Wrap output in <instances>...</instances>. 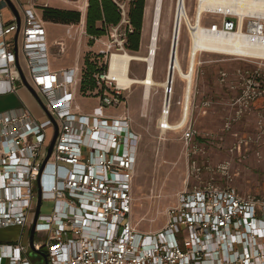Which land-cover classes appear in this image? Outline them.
<instances>
[{"label": "built area", "instance_id": "2783aa9c", "mask_svg": "<svg viewBox=\"0 0 264 264\" xmlns=\"http://www.w3.org/2000/svg\"><path fill=\"white\" fill-rule=\"evenodd\" d=\"M66 1L82 2V23L89 0ZM250 1L264 5V0ZM114 2L122 17L110 27L112 41L103 51L107 68L95 74L103 88L101 108L128 105L132 89L108 75L109 57L125 50L126 33L132 30L126 1ZM199 4L197 0L196 9ZM49 6L44 0H0V95L17 93L21 83L33 89L45 110L36 116L22 102L0 112V228L17 225L23 232L28 229L30 238L35 224L32 243H23V233L0 243V264H37L31 254L40 257L38 264H264V197L230 185L186 184L167 208L162 228L137 227L133 190L141 135L128 112L109 116L83 113L74 106L81 68L51 67L52 46L61 55L66 43L58 40L51 46L47 41L42 11ZM205 14H220L222 19L205 25ZM192 22L196 24L195 17ZM201 22L209 32L264 38V9L242 14L204 9L197 26ZM230 57L254 60L258 66L252 76L259 85L264 83V58ZM173 95L172 82L164 87L165 118L158 119L157 127L163 133L182 131L187 154L197 153L198 131L190 119L183 126L172 125ZM192 99L191 92L190 104L184 95L178 101L180 117L192 109ZM230 167L225 161L217 169L226 175ZM192 173L199 178L200 168Z\"/></svg>", "mask_w": 264, "mask_h": 264}, {"label": "rangeland", "instance_id": "374dc122", "mask_svg": "<svg viewBox=\"0 0 264 264\" xmlns=\"http://www.w3.org/2000/svg\"><path fill=\"white\" fill-rule=\"evenodd\" d=\"M52 7L82 10V2L68 3L66 0H44ZM126 7L128 8V2ZM177 0H165L160 32L159 50L155 78L164 80L171 36L175 22ZM197 0H186L188 13L195 17ZM154 0H146L144 28L137 52L146 55L150 43ZM8 12V9H6ZM84 20L75 24L45 22L47 41L51 45L57 40L66 42V50L59 55L52 47L51 61L57 70L81 65L86 57L102 54L100 63L108 57L103 53L112 41L111 29L101 37L92 38L86 31ZM220 14H205L203 24L220 22ZM191 44L190 32L182 24L179 42L180 62L186 71ZM113 51V52H123ZM22 60V58H21ZM23 62V61H22ZM252 59H235L230 55L200 52L195 66L192 88V109L189 119L198 131L197 153L187 154L182 131L161 132L158 119L164 99V88L152 91L149 110L142 112L144 89L133 85L127 92L128 105L104 106L100 98L76 94L74 106L83 113H98L120 116L129 113L134 129L141 135L134 183L133 219L140 230L151 231L162 228L167 219V208L176 203L177 193L186 184L213 182L235 187L243 194L264 197V83L259 85L252 76L257 68ZM146 63L133 62L132 76L143 77ZM223 72L227 74L222 75ZM185 81L178 74L174 85L171 121H178L181 106L178 103L184 95ZM17 93L0 95V112L22 105L24 102L36 116H43L45 110L35 95L21 83ZM175 123V122H174ZM229 161L230 172L223 175L218 164ZM200 168L199 178L192 170ZM45 211V210H44ZM23 233V243L30 244L28 229L0 231V241H9ZM37 234L35 240L40 239Z\"/></svg>", "mask_w": 264, "mask_h": 264}, {"label": "bare ground", "instance_id": "6f19581e", "mask_svg": "<svg viewBox=\"0 0 264 264\" xmlns=\"http://www.w3.org/2000/svg\"><path fill=\"white\" fill-rule=\"evenodd\" d=\"M165 0H154L153 19L150 33V43L148 45V53L142 55L139 53H131L128 51L112 52L109 57V77L117 81V83L124 88L133 87V85H141L144 89L142 99V112L146 114L149 110L152 91L159 87L166 88L175 85L177 74L180 79L185 81L184 97L190 104L192 85L194 83L197 57L200 52L218 53L224 55H237L250 58H264V38L250 37L239 32L236 33H221L209 32L203 30L202 22L198 25V21L202 18V11L204 9L217 10H232L239 14L250 10L255 12L258 9H264V5H260L250 0H200L199 8L196 9L195 20L196 24L188 13L186 0H177L175 5V22L173 33L171 36V45L169 48L168 60L166 65V74L164 80H157L155 78L156 62L159 50L160 32L164 11ZM187 22L189 25V32L191 36V44L189 49V60L186 71L180 62L179 42L182 31V24ZM174 38V43L173 42ZM172 52V56H171ZM144 62L146 69L143 77H133L130 74L132 63ZM172 64L175 68V73H170L168 79L169 65ZM172 79V80H171ZM168 98V96H167ZM175 123L172 125L177 128L183 126L189 119L190 111L186 110ZM165 116L159 119L163 120Z\"/></svg>", "mask_w": 264, "mask_h": 264}, {"label": "trees", "instance_id": "16d2710c", "mask_svg": "<svg viewBox=\"0 0 264 264\" xmlns=\"http://www.w3.org/2000/svg\"><path fill=\"white\" fill-rule=\"evenodd\" d=\"M127 16L132 26L131 31L126 33L125 46L128 51L137 52L140 47L141 34L144 21L146 0H130L128 2ZM43 19L47 22L60 24H75L81 21V12L73 9L57 7H45L42 11ZM120 8L114 0H89L86 12V31L92 37H101L109 31L110 27L117 25L121 20ZM102 54L83 59L79 94L83 96L99 97L103 88L97 84L95 74L107 68L106 62H99Z\"/></svg>", "mask_w": 264, "mask_h": 264}, {"label": "water", "instance_id": "95a60500", "mask_svg": "<svg viewBox=\"0 0 264 264\" xmlns=\"http://www.w3.org/2000/svg\"><path fill=\"white\" fill-rule=\"evenodd\" d=\"M9 4H10V7H11L14 11H16L15 7H14L10 2H9ZM173 43H174V38H173V42H172V44H173ZM171 56H172V52H171ZM170 73H172V74L174 73V66H173L172 64L169 65L168 79H169ZM171 80H172V79H171ZM29 88H30V90L32 91V93H33V94L35 95V97H36V94H35V92L33 91V89H32L31 87H29ZM54 142H55V138H54V140L51 142V144H50V146H49L48 157L50 156V154H51V152H52ZM40 204H41V199L39 200L38 209H37L36 214H38V212H39ZM34 231H35V224H33L32 227H31V232H30V241H31V243H32V241H33Z\"/></svg>", "mask_w": 264, "mask_h": 264}, {"label": "crops", "instance_id": "0c3cea01", "mask_svg": "<svg viewBox=\"0 0 264 264\" xmlns=\"http://www.w3.org/2000/svg\"><path fill=\"white\" fill-rule=\"evenodd\" d=\"M144 20H145V14H144ZM47 22V21H46ZM143 28H144V21H143ZM58 41V40H57ZM66 43V42H65ZM53 45V43L51 44V46ZM53 47V46H52ZM54 55H52V56H50V64H51V67L53 68V69H55V70H57L56 69V67L52 64V61H51V59H52V57H53ZM134 62H136V61H134ZM132 66V65H131ZM130 74H131V72H130ZM132 76V75H131ZM144 76V75H143ZM133 77H135V76H133ZM141 78V77H140ZM39 117H41V116H39ZM21 229V227H19V226H17V225H13V226H9V227H5V228H0V231H5V230H8V229ZM18 238V237H17ZM17 238H12V240H9V241H3V242H1L0 241V243H4V242H11V241H14V240H16ZM30 259L34 262V263H39L40 262V257L39 256H37V255H35V254H31L30 255Z\"/></svg>", "mask_w": 264, "mask_h": 264}]
</instances>
